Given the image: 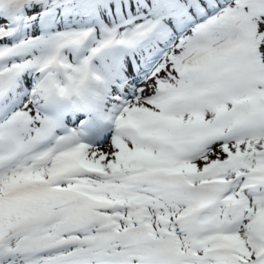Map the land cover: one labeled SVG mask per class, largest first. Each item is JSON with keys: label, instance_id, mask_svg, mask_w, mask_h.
<instances>
[{"label": "snow or ice", "instance_id": "1", "mask_svg": "<svg viewBox=\"0 0 264 264\" xmlns=\"http://www.w3.org/2000/svg\"><path fill=\"white\" fill-rule=\"evenodd\" d=\"M0 264H264V0H0Z\"/></svg>", "mask_w": 264, "mask_h": 264}]
</instances>
